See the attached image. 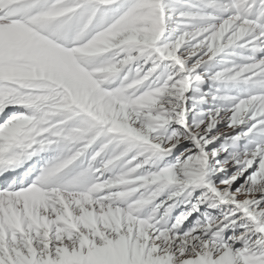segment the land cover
<instances>
[{
	"label": "snow or ice",
	"instance_id": "snow-or-ice-1",
	"mask_svg": "<svg viewBox=\"0 0 264 264\" xmlns=\"http://www.w3.org/2000/svg\"><path fill=\"white\" fill-rule=\"evenodd\" d=\"M0 264H264V0H0Z\"/></svg>",
	"mask_w": 264,
	"mask_h": 264
}]
</instances>
